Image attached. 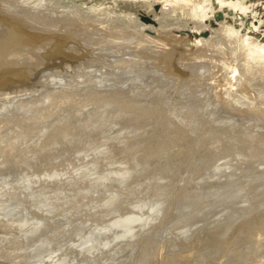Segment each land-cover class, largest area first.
<instances>
[{
	"label": "rangeland",
	"instance_id": "obj_1",
	"mask_svg": "<svg viewBox=\"0 0 264 264\" xmlns=\"http://www.w3.org/2000/svg\"><path fill=\"white\" fill-rule=\"evenodd\" d=\"M19 1L0 264H264V0Z\"/></svg>",
	"mask_w": 264,
	"mask_h": 264
},
{
	"label": "bare ground",
	"instance_id": "obj_2",
	"mask_svg": "<svg viewBox=\"0 0 264 264\" xmlns=\"http://www.w3.org/2000/svg\"><path fill=\"white\" fill-rule=\"evenodd\" d=\"M16 1H19V0H16ZM26 1V0H25ZM24 1V2H25ZM31 1V0H30ZM29 0H28V2H29V4L31 3ZM33 2H34V0H32ZM20 2V1H19ZM4 3V2H3ZM10 3H13V2H10ZM15 3V2H14ZM27 3V2H26ZM25 3V4H26ZM34 4V3H33ZM202 4V3H201ZM32 5V4H31ZM197 5V4H196ZM194 6V5H193ZM201 6V5H200ZM62 7V6H61ZM76 7V6H75ZM196 7V6H195ZM195 7H193V8H195ZM204 7V6H203ZM212 10V9H211ZM210 10V11H211ZM193 11V10H192ZM209 11V12H210ZM79 13V12H78ZM91 13V12H90ZM81 14V13H80ZM206 15V14H205ZM81 16V15H80ZM87 17V16H86ZM198 17L196 16V19H197ZM200 18V17H199ZM202 18V17H201ZM198 20V19H197ZM200 20V19H199ZM198 20V21H199ZM215 33V32H214ZM235 33V32H234ZM229 36V35H228ZM227 36V37H228ZM210 37V36H209ZM21 38V35L19 36V35H17V34H15V33H12L11 35H10V38L8 39V41L7 42H5V44H3L2 46H0V54L4 51V49L6 48V47H4L6 44H8V43H10V42H13V41H16V40H18V39H20ZM231 38V37H230ZM237 38V37H236ZM12 45V44H11ZM8 48V47H7ZM7 48H6V50H7ZM244 48V47H243ZM247 54V53H246ZM248 55V54H247ZM263 66V65H262ZM244 84V83H243ZM156 128H158V127H156ZM150 129V128H149ZM148 129V130H149ZM142 130H135L134 131V133H140ZM144 131H146V129L144 130ZM159 131V130H158ZM133 132V131H132ZM143 132V131H142ZM151 132V131H150ZM145 134V133H144ZM148 134V133H147ZM141 137V134L140 135H133L132 137H131V140H136V142L138 143H140V141L143 139V138H140ZM146 139V138H145ZM144 140V139H143ZM149 140V139H148ZM84 141V140H83ZM145 142V141H144ZM101 145V144H100ZM127 177V176H126ZM125 177H121V179L123 180ZM125 182V181H124ZM246 189H247V187H245ZM245 189V190H246ZM259 193H260V191H258ZM264 192V191H263ZM257 195H258V193H256ZM111 202H112V200H111ZM128 222V221H127ZM126 224V223H125ZM116 225V224H115ZM117 225H119V224H117ZM123 226H124V224H123ZM128 226V225H127ZM63 231V230H62ZM121 235V234H120ZM201 237V236H200ZM205 239V238H204Z\"/></svg>",
	"mask_w": 264,
	"mask_h": 264
}]
</instances>
